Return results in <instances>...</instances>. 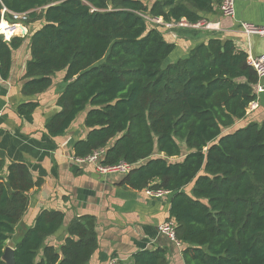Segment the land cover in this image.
<instances>
[{
  "label": "trees",
  "instance_id": "16d2710c",
  "mask_svg": "<svg viewBox=\"0 0 264 264\" xmlns=\"http://www.w3.org/2000/svg\"><path fill=\"white\" fill-rule=\"evenodd\" d=\"M219 5L220 0H0V22L13 23L11 12H28L25 23L40 24L30 36L25 95L47 91L54 75L65 71L60 110L45 123L48 134L64 135L86 112L89 132L75 143L76 157L104 148L103 165H134L124 183L172 194L169 215L185 264H264V121L245 122L259 84L248 53L231 40L211 38L169 62L176 44L165 38L163 26L145 18L196 23ZM24 39L0 34L3 79ZM38 106L27 101L17 111L31 115ZM42 183L23 163L10 164L7 175H0V264L28 210L30 190ZM64 220V212L42 209L14 245L16 264H87L99 245L96 217H75L63 244H46ZM133 260L169 264L163 248L138 251Z\"/></svg>",
  "mask_w": 264,
  "mask_h": 264
},
{
  "label": "crops",
  "instance_id": "0c3cea01",
  "mask_svg": "<svg viewBox=\"0 0 264 264\" xmlns=\"http://www.w3.org/2000/svg\"><path fill=\"white\" fill-rule=\"evenodd\" d=\"M154 0H146L151 4ZM235 17L224 16L219 8L206 14L213 29L190 27L163 28L165 38L176 44L169 62L186 57L198 43L211 38L231 40L237 49L248 55L264 53V36L247 35L241 22L264 26V0H235ZM206 20V19H203ZM9 24L2 19L3 24ZM22 29L13 36H23L24 43L14 51L8 79L0 76V175H7L12 163L28 166L34 179H42L39 187L30 190L28 210L18 225L25 233L42 209L64 212L62 227L48 237L46 244L59 246L67 237L69 223L78 216L91 215L97 220L98 248L87 264H134L136 252L163 248L169 264H185L183 245H178L159 232L158 226L170 217L172 194L152 197L146 190H137L124 183L128 173L99 172L93 163L75 161V143L86 137L89 129L84 125L85 114L80 113L64 135L48 134L46 120L57 113V99L63 90L65 71L54 75V83L47 91L28 96L22 92L26 65L31 58L30 36L39 23L20 25ZM0 34H4L0 30ZM5 35V34H4ZM6 36V35H5ZM12 36V37H13ZM263 87L248 109L245 122L264 121ZM27 101H37L39 106L31 115H20L17 108ZM12 247H14L12 245Z\"/></svg>",
  "mask_w": 264,
  "mask_h": 264
},
{
  "label": "built area",
  "instance_id": "2783aa9c",
  "mask_svg": "<svg viewBox=\"0 0 264 264\" xmlns=\"http://www.w3.org/2000/svg\"><path fill=\"white\" fill-rule=\"evenodd\" d=\"M236 2L235 0H220L219 8L224 16L227 17H235L236 9H235ZM13 23H9L10 27H16L17 25H24L25 22L28 20V12L17 13L11 12ZM145 18L150 21L154 25H160L164 28H176V27H190V28H197V29H213L214 23L207 20H200L196 23H190L186 20H180L178 22H166L162 17H153V16H145ZM241 27L243 31L247 35L251 34H259L264 36V26H256L254 24L248 22H241ZM6 40H9L7 36H5ZM248 63L253 67L256 71L259 81L264 77V53L259 56L248 55ZM263 87L258 84L257 91L261 92ZM253 103V102H252ZM251 103V104H252ZM251 106V105H250ZM1 116V113H0ZM105 154V149L100 148L93 151L90 155L86 157H75V161L78 163H93L95 164L97 170L102 173H111V172H120V173H129L132 168L133 164H130L125 161H121L117 164L113 165H103L101 163L102 158ZM146 193L152 197H161L164 194L170 193L163 189H146ZM159 232L166 235L176 244L181 245V242L177 240L176 237V223L172 217H168L163 222H161L158 226ZM110 264H118L117 260L113 259Z\"/></svg>",
  "mask_w": 264,
  "mask_h": 264
},
{
  "label": "water",
  "instance_id": "95a60500",
  "mask_svg": "<svg viewBox=\"0 0 264 264\" xmlns=\"http://www.w3.org/2000/svg\"><path fill=\"white\" fill-rule=\"evenodd\" d=\"M2 259L5 262V264H16L15 248L10 245H7L4 254L2 256Z\"/></svg>",
  "mask_w": 264,
  "mask_h": 264
},
{
  "label": "rangeland",
  "instance_id": "374dc122",
  "mask_svg": "<svg viewBox=\"0 0 264 264\" xmlns=\"http://www.w3.org/2000/svg\"><path fill=\"white\" fill-rule=\"evenodd\" d=\"M4 35V34H3ZM5 36V35H4ZM13 36V35H12ZM11 36V37H12ZM11 37H8V38H10L11 39ZM168 62V61H167ZM83 114H85V112H83ZM184 150H185V152H186V149L184 148ZM174 160V159H173ZM188 190H189V188H188ZM23 235H24V232H23V230H22V228L21 227H19V228H17V230H16V232L14 233V235L12 236V238L11 239H9V241H8V245H10V246H14V245H16V243L17 242H19L20 240H21V238L23 237Z\"/></svg>",
  "mask_w": 264,
  "mask_h": 264
},
{
  "label": "bare ground",
  "instance_id": "6f19581e",
  "mask_svg": "<svg viewBox=\"0 0 264 264\" xmlns=\"http://www.w3.org/2000/svg\"><path fill=\"white\" fill-rule=\"evenodd\" d=\"M15 28L16 27H10L9 24L5 23L0 28L1 32H3L7 37H11L13 34H15Z\"/></svg>",
  "mask_w": 264,
  "mask_h": 264
}]
</instances>
